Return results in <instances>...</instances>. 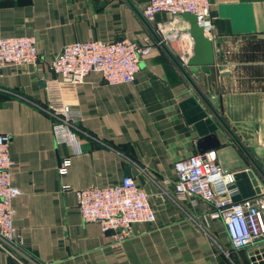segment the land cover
Instances as JSON below:
<instances>
[{"label":"crops","instance_id":"crops-1","mask_svg":"<svg viewBox=\"0 0 264 264\" xmlns=\"http://www.w3.org/2000/svg\"><path fill=\"white\" fill-rule=\"evenodd\" d=\"M145 0H0V38L30 36L33 65L0 68V133L9 137L12 224L21 250L0 249V264H257L264 241L233 250L211 206L171 199L173 164L198 154L197 142L213 136L220 167L232 174L233 203L264 192V0H210L213 63L186 72L242 151L150 33ZM155 22L182 17L159 13ZM150 47L134 80L106 85L88 74L79 85L60 81L50 60L65 45L120 39ZM165 48L177 60V43ZM177 62V61H176ZM78 111L76 148L56 144L41 107ZM207 145V144H206ZM67 158L66 173L57 175ZM127 173L148 196L150 224L131 226L113 246L96 223L83 222L74 191L117 184ZM166 181L167 184L163 183ZM254 184H253V183ZM20 262V263H19Z\"/></svg>","mask_w":264,"mask_h":264},{"label":"built area","instance_id":"built-area-1","mask_svg":"<svg viewBox=\"0 0 264 264\" xmlns=\"http://www.w3.org/2000/svg\"><path fill=\"white\" fill-rule=\"evenodd\" d=\"M159 13L171 18L189 14L206 38H210V0H145L141 17L153 23V32L159 42L177 43V63L183 69L192 56L193 41L188 27L179 30L173 22H155ZM150 43L120 39L111 42L86 41L65 45L50 60L49 70L60 81L79 85L90 73L101 77L106 85L114 86L133 82ZM37 59L35 41L30 36L0 38V68L4 65H33ZM51 120V133L56 144L76 148V132L80 114L66 105L41 107ZM9 137L0 133V249L16 259L21 250L18 231L12 224L14 211L11 201L19 195L10 183L12 161L8 154ZM264 163V144H263ZM67 158L58 163L57 175L66 173ZM174 181L171 199H198L211 206L210 219L220 220L233 250L252 247L264 241V192L233 203V176L216 161L214 150L187 157L173 164ZM163 183L167 184L164 180ZM78 214L83 222L96 223L102 233L111 231L112 245L118 246L131 236V226L150 224L154 214L145 191L130 176L117 184L104 188H84L74 191ZM20 263V262H19ZM22 264V263H20ZM261 264H264L262 262Z\"/></svg>","mask_w":264,"mask_h":264},{"label":"water","instance_id":"water-1","mask_svg":"<svg viewBox=\"0 0 264 264\" xmlns=\"http://www.w3.org/2000/svg\"><path fill=\"white\" fill-rule=\"evenodd\" d=\"M182 19L188 24V32L190 37L193 41V54L187 61V67L185 69L181 68L179 64L175 61V59L170 55V53L167 51L165 46L159 42L158 37L154 34V32L150 29V33L154 37V40L158 45L163 49V51L170 57V59L173 61V63L176 65L177 69L180 71L182 76L188 81L192 89L195 91V93L199 96V98L202 100V102L207 106V108L211 111V113L214 115V117L217 119L221 127L224 129V131L231 137V139L238 145V147L244 151V149L241 147L237 139L232 135L230 130L227 128V126L222 122L220 117L214 112V110L211 108V106L208 104V102L203 98V96L199 93V91L196 89V87L192 84V82L189 80L186 72L188 71H195L197 68H199L200 71H206L207 67L213 63V47H217V44H213L208 38H206L202 30L195 24L194 17L189 14H182ZM207 144V145H206ZM217 146L216 141L214 140L213 136H208L203 139H200L197 142V151L198 153H203L207 149L214 148ZM258 172L261 174V176L264 178V173L256 166ZM125 176H127V173H125ZM253 183V182H252ZM254 184V183H253ZM107 234L111 235V231H107ZM262 252H264V249H262ZM264 262V259L258 261L257 264H261Z\"/></svg>","mask_w":264,"mask_h":264},{"label":"bare ground","instance_id":"bare-ground-1","mask_svg":"<svg viewBox=\"0 0 264 264\" xmlns=\"http://www.w3.org/2000/svg\"><path fill=\"white\" fill-rule=\"evenodd\" d=\"M193 49V48H192ZM192 54H193V51H192Z\"/></svg>","mask_w":264,"mask_h":264}]
</instances>
